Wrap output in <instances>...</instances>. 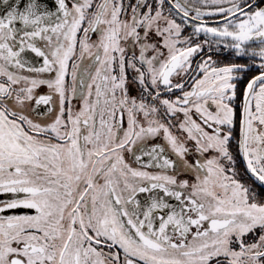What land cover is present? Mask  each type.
Instances as JSON below:
<instances>
[{
	"label": "snow or ice",
	"instance_id": "obj_1",
	"mask_svg": "<svg viewBox=\"0 0 264 264\" xmlns=\"http://www.w3.org/2000/svg\"><path fill=\"white\" fill-rule=\"evenodd\" d=\"M0 264H264V0H0Z\"/></svg>",
	"mask_w": 264,
	"mask_h": 264
}]
</instances>
